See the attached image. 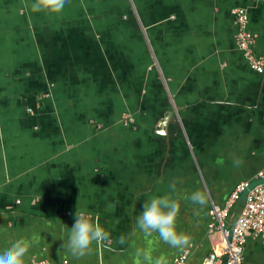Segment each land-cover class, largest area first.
I'll use <instances>...</instances> for the list:
<instances>
[{"label": "crops", "instance_id": "obj_1", "mask_svg": "<svg viewBox=\"0 0 264 264\" xmlns=\"http://www.w3.org/2000/svg\"><path fill=\"white\" fill-rule=\"evenodd\" d=\"M235 7L264 58V0H0V238L28 241L25 264H199L219 247L211 205L264 180V71ZM164 195L182 248L136 224ZM76 208L107 233L80 256L62 246ZM244 264H264V234Z\"/></svg>", "mask_w": 264, "mask_h": 264}, {"label": "built area", "instance_id": "obj_2", "mask_svg": "<svg viewBox=\"0 0 264 264\" xmlns=\"http://www.w3.org/2000/svg\"><path fill=\"white\" fill-rule=\"evenodd\" d=\"M237 26L236 41L250 66L259 71H264V58L255 49L258 37L257 32L249 29V15L244 7H235L232 10ZM257 178H264V167L257 173ZM245 193V203L239 215L231 226L228 225V216L234 203ZM211 222L210 233L220 236V245L211 251L199 264H244V248L249 235L264 234V180L251 183H239L224 207L212 204L209 210ZM189 254L186 250L178 259L177 264H184ZM40 264H50L41 261ZM60 264H75L69 259H64Z\"/></svg>", "mask_w": 264, "mask_h": 264}, {"label": "clouds", "instance_id": "obj_3", "mask_svg": "<svg viewBox=\"0 0 264 264\" xmlns=\"http://www.w3.org/2000/svg\"><path fill=\"white\" fill-rule=\"evenodd\" d=\"M207 194L201 190L191 193L190 200L203 205ZM180 205L167 195L154 196L143 202L136 217V224L146 234L158 233L159 237L173 247L182 248L188 243V236L177 229V214ZM66 225V224H65ZM63 230V226H62ZM107 233L98 223L89 220L88 214L80 209L74 212V223L67 225V238L62 241L72 255L80 256L96 240L106 239ZM29 244L24 237L0 238V264H25Z\"/></svg>", "mask_w": 264, "mask_h": 264}]
</instances>
